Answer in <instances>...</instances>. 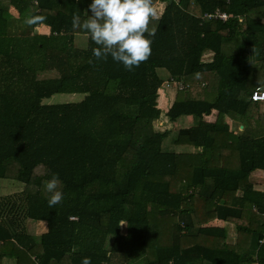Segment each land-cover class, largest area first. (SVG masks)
Wrapping results in <instances>:
<instances>
[{"label": "trees", "instance_id": "trees-1", "mask_svg": "<svg viewBox=\"0 0 264 264\" xmlns=\"http://www.w3.org/2000/svg\"><path fill=\"white\" fill-rule=\"evenodd\" d=\"M157 1L151 57L128 71L97 61L73 27L92 0H0V264H264L251 176L264 171V104L250 98L264 85V0H192L191 12V0ZM217 8L225 22L200 18ZM170 78L182 88L164 111ZM58 93L83 97L43 103ZM163 115L172 126L160 130ZM53 174L64 200L49 208ZM214 218L235 225L234 244Z\"/></svg>", "mask_w": 264, "mask_h": 264}, {"label": "clouds", "instance_id": "clouds-1", "mask_svg": "<svg viewBox=\"0 0 264 264\" xmlns=\"http://www.w3.org/2000/svg\"><path fill=\"white\" fill-rule=\"evenodd\" d=\"M89 11L91 15L86 13L87 18L82 22L78 16L73 17V27L86 32L97 45L92 49L97 61L111 56L126 70L133 71L150 59L151 37L157 31V27L151 25L153 20L161 18L154 7V0H92ZM45 19L43 16H32L26 18L25 23L32 26L43 23ZM60 184L57 174L45 182V190L51 194L49 208H54L64 200ZM81 264H92L91 258L84 257Z\"/></svg>", "mask_w": 264, "mask_h": 264}, {"label": "crops", "instance_id": "crops-1", "mask_svg": "<svg viewBox=\"0 0 264 264\" xmlns=\"http://www.w3.org/2000/svg\"><path fill=\"white\" fill-rule=\"evenodd\" d=\"M178 1V0H177ZM159 4V5H157ZM154 7L156 8L157 10V13L158 15L162 12L163 8H164V3L161 2V1H157L156 3H154ZM188 7H191L190 9H188ZM193 7H194V3L193 1L191 0L186 8V10L188 12H191L193 10ZM215 10H221L219 8L215 9ZM214 10V11H215ZM205 13H208V12H205ZM205 13L200 17L201 19H208L206 17H204ZM239 20L241 22L244 21V18H241L240 16H238ZM208 20H214V21H220V22H225L223 20H215V19H208ZM153 26V22H152V25ZM35 31L37 33H48V28L44 25H39L37 27H35ZM233 46V45H231ZM230 48V47H229ZM229 50V49H228ZM231 51V50H229ZM212 56H213V52L210 51V50H205L202 54V60L207 62V61H210L212 59ZM174 79L170 78L166 81L163 82L162 84V87L161 89H164V86H165V83L166 82H169V81H172ZM173 86V85H172ZM264 86V85H263ZM262 86V87H263ZM257 87H261V86H257ZM160 89V91H161ZM175 91H178L179 89H177L176 87L174 88ZM159 91V93H160ZM165 96H159L158 97V100H160L162 98V101L166 102V103H163L164 105L162 106H167V108L171 105L173 99H174V93L169 91V90H165ZM264 104V103H263ZM158 106L162 109L163 107L159 104V101H158ZM164 109V108H163ZM162 109V110H163ZM167 110V109H166ZM211 117V119L214 118V112L211 113V115H209ZM207 117V116H206ZM207 119V118H206ZM231 127L232 128H235L234 129V133H236L237 131H239L242 126L239 125L236 121H231ZM237 124V125H236ZM181 149H185L183 150L184 152H193V148L191 147H180ZM252 176V179H253V187L254 189L258 190V191H263L264 190V171L262 170H255L252 172L251 174ZM222 202V201H221ZM207 225L209 226H216V227H220L222 228L224 231H225V235H226V241L229 243V244H234L235 241H236V228H235V225L234 224H231L229 222H225L221 219H218V218H214L212 219L210 222L207 223ZM47 230V227H46V223L44 221H30L28 223V232L31 233L33 236H39L40 234L46 232ZM3 264H16L15 262V259L14 258H11V257H5L3 259ZM201 264H211L210 262L206 261V260H203Z\"/></svg>", "mask_w": 264, "mask_h": 264}, {"label": "rangeland", "instance_id": "rangeland-1", "mask_svg": "<svg viewBox=\"0 0 264 264\" xmlns=\"http://www.w3.org/2000/svg\"><path fill=\"white\" fill-rule=\"evenodd\" d=\"M157 5H159V4H157ZM191 7H188V9H190ZM85 37L83 36H80L79 38H78V40H77V45L78 46H84V44H85ZM175 85H165L164 86V89H161V91H160V95L163 97V96H165L166 97V95H165V90H169V91H171V92H173L174 94H175ZM159 95V96H160ZM82 97H83V95L82 94H80V93H58V94H53L52 96H50L49 98H46V99H44L43 100V103H49V104H54V103H60V102H70V101H78V100H81L82 99ZM159 101V104L162 106V105H164L163 103H166L165 101L163 102L162 101V98L160 99V100H158ZM163 102V103H162ZM163 108V110L165 111L166 109H167V106H162ZM164 113V112H163ZM207 119H211V117L210 116H207L206 117ZM180 121V120H179ZM177 122V126H179V124H180V122ZM183 123H189V121H187V120H185V122L183 121ZM154 125H155V128H157V129H160V130H162V129H164V128H169L170 126H172V124H170V122L167 120V118L163 115L162 117H161V119L159 120V121H156L155 123H154ZM176 125V124H175ZM178 150H180V151H183V150H185V149H181V148H177ZM14 183L13 182H9V181H5L4 182V184H3V187L7 190L8 189V187L9 188H11V187H14L15 185H13Z\"/></svg>", "mask_w": 264, "mask_h": 264}, {"label": "built area", "instance_id": "built-area-1", "mask_svg": "<svg viewBox=\"0 0 264 264\" xmlns=\"http://www.w3.org/2000/svg\"><path fill=\"white\" fill-rule=\"evenodd\" d=\"M204 17L208 18V19H217V20H223L226 21L228 19V14L227 12L223 11V10H215L213 12L210 13H205ZM165 85H175V87L177 89H181L182 88V83L181 82H177L175 80L166 82ZM250 98L252 101H258L261 103H264V86L263 87H256L255 89H253V91L250 94ZM70 219H75V217H70ZM259 245L264 243V231L262 232L261 237L258 240ZM254 264H259L258 262H255Z\"/></svg>", "mask_w": 264, "mask_h": 264}]
</instances>
